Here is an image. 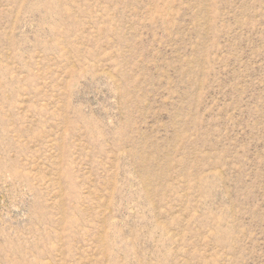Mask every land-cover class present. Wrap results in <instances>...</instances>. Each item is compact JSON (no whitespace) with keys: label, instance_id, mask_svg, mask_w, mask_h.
<instances>
[{"label":"rangeland","instance_id":"rangeland-1","mask_svg":"<svg viewBox=\"0 0 264 264\" xmlns=\"http://www.w3.org/2000/svg\"><path fill=\"white\" fill-rule=\"evenodd\" d=\"M0 264H264V0H0Z\"/></svg>","mask_w":264,"mask_h":264}]
</instances>
